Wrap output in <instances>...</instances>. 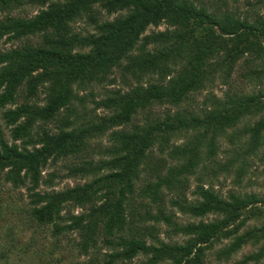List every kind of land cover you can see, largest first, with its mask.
<instances>
[{
	"label": "trees",
	"instance_id": "1",
	"mask_svg": "<svg viewBox=\"0 0 264 264\" xmlns=\"http://www.w3.org/2000/svg\"><path fill=\"white\" fill-rule=\"evenodd\" d=\"M31 5L32 15L13 13ZM102 11L121 13L104 19ZM83 17L91 30L74 31ZM1 40L11 45L0 49V119L10 138L0 130V174L24 187L29 225L66 238L83 256L76 264L137 256L139 264H205L215 244V259L225 260L248 242L255 249L241 261L264 264V197L222 196L211 180L232 170L239 183L263 142L264 14L193 0H0ZM238 63L249 89L230 86ZM115 69L125 88L94 98ZM216 82L228 90L206 93L197 110L183 107ZM59 159L68 162L63 177L80 181L56 190L58 176L42 170ZM9 251L0 250L1 262Z\"/></svg>",
	"mask_w": 264,
	"mask_h": 264
},
{
	"label": "rangeland",
	"instance_id": "2",
	"mask_svg": "<svg viewBox=\"0 0 264 264\" xmlns=\"http://www.w3.org/2000/svg\"><path fill=\"white\" fill-rule=\"evenodd\" d=\"M196 4H204L209 8H225L235 11L237 14L244 16L257 12L264 14V0H261V3H256L257 0H225V5L221 0H193ZM38 9L37 6H24L21 10L16 9L13 13L18 15H32ZM121 12H114L111 14H106L102 11V18L112 19ZM72 27L74 31L84 32L86 30H91V26L84 17L76 19ZM164 24H159L158 26H148L145 30V33L150 31L162 30L164 29ZM11 43L1 40L0 49L7 48ZM242 64L235 67L233 73L230 76V86L236 90L242 88L249 89L251 85L243 78L240 77V72L242 69ZM114 82L112 84H106L102 86H94L92 88L93 97L99 98L101 93L105 88L118 87L123 85L120 74L118 70H114L113 73ZM254 83V81H253ZM247 85V86H246ZM228 90L227 85L216 82L212 87H208L204 90H201L193 94L192 99L189 100L184 106L190 108L191 110H197L196 107L201 106L203 97L206 93H213L216 96H221L224 91ZM88 90L79 91V95H86ZM43 93H38V100L42 103ZM85 111L89 112L93 107V104L90 102V97L85 96L84 99ZM77 110L79 111V106L76 105ZM165 110L164 107L154 108V113H161ZM96 114H101L103 111L101 109H95ZM253 120V119H252ZM56 124V123H55ZM48 127L54 128V123H48ZM0 130L2 131L3 137L10 141L8 136L7 127L2 123L0 119ZM182 139H177L176 143L181 142ZM101 144H106L105 136L101 138ZM221 148L223 150H229V145L224 141L221 142ZM157 150L154 149V154L157 155ZM226 159V153L219 155V160L223 161ZM248 166L245 173L242 175L239 183H236L234 178L233 171L229 172H220L216 175L215 178H212L213 188L220 195L224 196L228 191L233 190L235 192L244 193V192H253L262 197H264V132H263V142L261 147L258 149L256 155L248 158ZM68 162H63L59 159L51 165H47L42 173L49 171H54L58 178L54 179L53 189H61L66 186H71L80 180L73 178H65L63 174L65 173V167ZM2 174H0V250L5 248L10 250L8 253L7 260L0 261V264H76L83 260V256L75 257L71 246L66 238H57L56 240L53 237H50L49 228L38 229L32 227L27 222V217L22 207L27 202L26 191L24 187H12L8 183H3L1 179ZM194 177H191L189 180V188L186 193L187 197H191L189 192L193 188L194 184L197 183ZM44 186V185H43ZM79 209L75 208L73 212H78ZM178 220L187 221L192 218L181 213H176ZM210 216H208L209 218ZM196 220V219H194ZM252 224L259 222L253 221ZM162 232V230H161ZM71 237V236H70ZM161 239H165L162 233H159ZM175 240L180 241L181 238L176 236ZM224 242H222L223 244ZM221 244H215L213 249L207 253L205 258V264H259L253 261L242 262V257L253 251L256 245L251 243L244 244L236 253L231 254L229 258L225 260H216L214 249L220 247ZM48 252L51 254L49 255ZM142 257H135L130 262L125 264H139L143 261Z\"/></svg>",
	"mask_w": 264,
	"mask_h": 264
}]
</instances>
